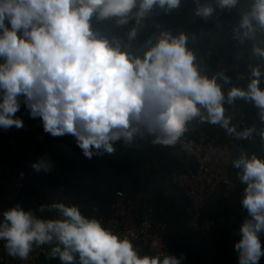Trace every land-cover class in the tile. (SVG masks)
<instances>
[{
    "label": "clouds",
    "instance_id": "9594fccd",
    "mask_svg": "<svg viewBox=\"0 0 264 264\" xmlns=\"http://www.w3.org/2000/svg\"><path fill=\"white\" fill-rule=\"evenodd\" d=\"M216 7L195 0L196 15L207 18L231 10L239 0H215ZM181 0H0V128L20 129L15 114L21 98L30 117L41 118L43 130L53 137L70 134L86 158L113 154L115 142L132 146L136 139L153 137V145L172 146L194 118L219 124L236 139L247 140L253 128L237 131L225 116V94L217 76L201 74L196 57L187 48V35L161 31L148 40L142 55L130 51L143 19L158 6L165 12L179 8ZM135 10V11H134ZM114 19L117 26L135 21L125 45L110 40L93 27ZM241 44L264 33V0H252L233 29ZM253 55L264 58V47L253 45ZM222 75V74H221ZM247 87L234 86L227 102L252 101L264 121V72L251 67ZM228 82L227 76L223 77ZM264 138V133H261ZM232 167L243 188L247 211L234 248L238 264H259L264 256V157L241 152ZM36 172L50 173L46 156L32 163ZM23 177L24 173H20ZM38 211L55 212L41 218L19 203L3 212L0 241L7 254L27 260L35 247L49 245L50 258L60 264H183L163 250L140 254L133 241L114 232L77 205L56 202Z\"/></svg>",
    "mask_w": 264,
    "mask_h": 264
},
{
    "label": "crops",
    "instance_id": "0c3cea01",
    "mask_svg": "<svg viewBox=\"0 0 264 264\" xmlns=\"http://www.w3.org/2000/svg\"><path fill=\"white\" fill-rule=\"evenodd\" d=\"M200 2L208 3L206 0ZM251 2L252 0H239L235 8L242 14L251 7ZM159 14L165 20L183 19L184 28L192 29L189 32L182 31L187 35L186 46L194 53L196 57L194 63L201 74L209 78L213 75L217 76V82L225 94L223 101L225 116L230 118L231 125H234L237 131L246 129V122L254 129L251 135L254 150L251 149L247 140L234 138L238 144L235 158L241 152L255 153L264 157V138L261 136V133H264V121L260 119L259 109L256 107L257 117L248 120V103L251 101L237 98L231 104L227 102V92L232 87H247L251 79V67L258 66L264 72V58L253 55V45L264 47V33L257 32L256 39L246 40L240 46L237 44L238 40L234 38L235 33L223 31V26L219 23L208 29L195 30L194 26L198 21L204 19L206 24L209 20L208 17L196 15V4L186 8L179 6L173 12H165L162 9ZM152 18L149 12L143 19L137 38L130 42V51L133 54L142 55L147 47V41L150 39L154 41L160 34V28L155 29ZM134 22L133 20L127 25L117 26L114 19L98 21L94 17L93 27L110 42L113 37H118L125 45H129L127 32ZM169 31L173 35L181 33V31ZM224 76L229 78L228 82L224 81ZM261 82L264 89V76L261 77ZM22 106L23 98H21V107L15 115L21 112ZM27 121H30L36 129L34 133L8 147L2 141V128H0V160H6L12 154L17 155L18 168L30 180L29 193L35 196L42 206L46 208L56 202L67 204V196H73L75 188L83 184L84 187H89L84 195L86 202L83 205L91 211L92 214L90 213L89 216L97 219L103 216L109 219L112 213V202L117 199L114 193L122 190L127 174H132L135 179L133 187L135 192H132L134 198L128 196L127 198L132 201L135 214H141L145 204L152 206L156 219L163 220L168 225L166 242L174 248L177 257L184 254L183 264H238V253L234 245L241 238L239 230L248 216L241 204L244 185L237 177L238 170L231 166V184L220 187L219 202L203 212V216L214 219L216 222L215 242L218 247L214 252L210 250L208 252L203 238L188 226L183 210L184 199L180 192L173 191L172 194H167L162 186V181L168 172L182 171L194 165L192 159L182 153L178 147L153 145V137L146 136L143 141L134 142L132 146H127L122 141L115 142L116 151L113 154L93 155L89 159L83 155L75 138L70 134L53 137L44 132L41 118ZM187 128L204 134L214 140L215 144L223 143L226 138L229 140L233 137L219 124L213 125L207 121H201L199 117L190 121ZM44 156L54 165L50 173L36 172L31 167L32 163ZM60 185L70 186L74 193L65 194L62 199H59ZM99 189L106 193L107 197L112 198L109 203V212L106 210L105 214L101 212L102 204L94 198L96 190ZM260 239L264 247V233L260 234ZM45 247L49 249L48 255L41 257L38 264H60L58 258H50L51 246L45 245ZM145 252L150 254L148 249L140 250L141 255ZM262 262H264V256L261 257L259 264Z\"/></svg>",
    "mask_w": 264,
    "mask_h": 264
},
{
    "label": "built area",
    "instance_id": "2783aa9c",
    "mask_svg": "<svg viewBox=\"0 0 264 264\" xmlns=\"http://www.w3.org/2000/svg\"><path fill=\"white\" fill-rule=\"evenodd\" d=\"M161 31L166 30L160 29L159 32ZM17 117L23 121L33 119L24 103ZM143 140L138 138L134 142L139 143ZM175 146L189 156L194 165L186 171L168 172L162 181L163 189L167 194H172L173 191L180 192L184 199L183 210L188 226L199 234L209 250L214 252L218 247L215 242L216 222L214 219L203 216V211L207 206L219 202L220 187L231 184L230 169L236 155L237 142L230 140L218 148L214 140L200 132L188 129ZM16 162L15 154L1 162L0 207L9 209L19 203L24 210L31 209L44 218L45 212L38 211L42 204L29 193L30 180L26 174L21 177L22 171ZM134 182V176L127 174L122 190L114 193L117 199L112 202L111 216L109 219L103 216L98 219L114 232L127 235L140 250L148 249L150 254L163 250L175 255L164 239L168 232V225L163 221H156L152 206L145 204L142 213L135 214L134 205L126 196V191L131 189ZM58 190L59 199H62L65 194L74 193V190L67 185H60ZM48 252V247H35L27 260H19L9 256L3 242L0 241V264H38V260L47 256Z\"/></svg>",
    "mask_w": 264,
    "mask_h": 264
},
{
    "label": "trees",
    "instance_id": "16d2710c",
    "mask_svg": "<svg viewBox=\"0 0 264 264\" xmlns=\"http://www.w3.org/2000/svg\"><path fill=\"white\" fill-rule=\"evenodd\" d=\"M200 1H204V0H200ZM206 1H208L207 4H211L214 8L216 7L215 0H206ZM192 4H196L195 0H184V1H181L180 6L182 8H186L188 6H191ZM161 10L162 9L159 8L158 6H154L153 9L150 11V13L153 16L152 20L154 21L153 23H154L155 29L160 28V29H163L166 31L171 30V31H181V32L182 31L189 32L192 30L191 28H187V29L184 28L183 19H177L176 20V18H175V20H173V21H171L170 19L165 20L159 14V12ZM174 10L175 9L171 10L170 12H173ZM240 16H241V14L236 10V8H233L231 10H227V9L221 10V9L217 8L216 11H214L213 14L208 17L209 20L206 24H204L205 23L204 19H201L200 21H198L195 24L194 29L195 30H200L202 28L208 29L210 26H214L216 23H219L220 25L223 26L222 27L223 31L234 32L233 29L238 25ZM216 18H217V20H216ZM182 26H183V28H182ZM237 44H240V46H242V44L239 42V40H238ZM262 84H263V82H261V84H260L261 88H262ZM254 117H257V110H256V106L251 101L248 103L247 119L249 120V119L254 118ZM246 127L249 128V127H251V125L246 122ZM35 130L36 129L32 126L30 121H23V127L20 129H17L14 126L8 130L2 129L1 138H2L3 143L8 147V146L15 144L19 139H21L25 136L31 135L32 133H34ZM230 140H234V137L229 138V140H227V138H226V141L223 143L217 142L215 144V146L218 148L219 147L221 148L223 145L228 143ZM247 141L250 144L251 149L254 150V142L251 139V137L249 139H247ZM255 152H257L256 149H255ZM1 162H2V159L0 160V165H1ZM187 169L182 170V171H186ZM90 187H93V185H90ZM133 187H134V184L131 187L132 190L130 189L131 191L130 190H128L129 192L126 191V196L134 198L132 192H135V191H134ZM88 188L89 187H84L83 184H79V186H77L75 188L74 195L73 196H67V201H68L67 204L68 205H77L81 209L82 213L85 216L90 217L89 215H90L91 211H88V209L84 208V206H83L84 203L86 202V200L84 199V195L89 190ZM96 191H97V193L95 194L94 198L97 199L99 201V203L102 204L101 205V212L103 214H105L106 210H108V212H109V203L111 202L112 198L107 197L106 193H104L100 189L96 190ZM210 206H207L205 208V210ZM5 210H7V209L0 207V221L3 220V212ZM56 215L57 214L55 212L51 213V212L46 211L45 217L46 218L55 217ZM156 221H163V220L156 219ZM167 234H168V232H167ZM167 234L165 235V241L168 240ZM203 243H204V241H203ZM169 246L172 248V250L174 251V254H175L176 252H175L174 248L170 244H169ZM204 246L207 249V251L209 252V248L205 245V243H204ZM145 254H146V252H145Z\"/></svg>",
    "mask_w": 264,
    "mask_h": 264
}]
</instances>
